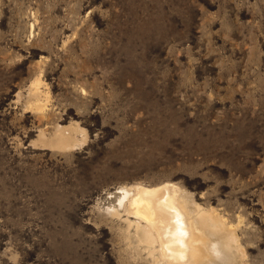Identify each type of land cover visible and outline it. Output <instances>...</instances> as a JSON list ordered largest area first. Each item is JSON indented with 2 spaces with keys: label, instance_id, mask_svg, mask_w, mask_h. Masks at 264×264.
I'll list each match as a JSON object with an SVG mask.
<instances>
[{
  "label": "rangeland",
  "instance_id": "374dc122",
  "mask_svg": "<svg viewBox=\"0 0 264 264\" xmlns=\"http://www.w3.org/2000/svg\"><path fill=\"white\" fill-rule=\"evenodd\" d=\"M165 182L264 264V0H0V264H149L119 200Z\"/></svg>",
  "mask_w": 264,
  "mask_h": 264
},
{
  "label": "bare ground",
  "instance_id": "6f19581e",
  "mask_svg": "<svg viewBox=\"0 0 264 264\" xmlns=\"http://www.w3.org/2000/svg\"><path fill=\"white\" fill-rule=\"evenodd\" d=\"M39 86V81H35L29 93L36 98L35 109L43 111L46 105L43 98L39 99ZM74 127L56 129L48 145L61 150L75 148L79 142L73 136ZM39 138L44 143L42 134ZM121 194L119 206L126 215V239L137 242L136 247L144 252L149 264H246L236 226L228 225L215 210L193 203L177 185L135 184L124 187ZM119 213L115 210V215H111Z\"/></svg>",
  "mask_w": 264,
  "mask_h": 264
}]
</instances>
